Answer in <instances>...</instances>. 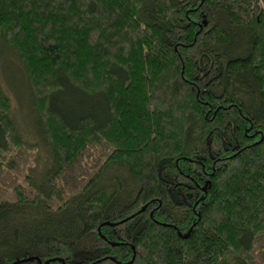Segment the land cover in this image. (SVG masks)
Listing matches in <instances>:
<instances>
[{
  "label": "trees",
  "instance_id": "16d2710c",
  "mask_svg": "<svg viewBox=\"0 0 264 264\" xmlns=\"http://www.w3.org/2000/svg\"><path fill=\"white\" fill-rule=\"evenodd\" d=\"M0 264H264V0H0Z\"/></svg>",
  "mask_w": 264,
  "mask_h": 264
},
{
  "label": "rangeland",
  "instance_id": "374dc122",
  "mask_svg": "<svg viewBox=\"0 0 264 264\" xmlns=\"http://www.w3.org/2000/svg\"><path fill=\"white\" fill-rule=\"evenodd\" d=\"M21 74H22V72H21ZM10 75H13V73L11 72ZM17 75L18 74H16L14 77L17 78ZM8 77H9V75H8ZM11 77L13 78V76H11ZM18 78H19V75H18ZM1 79H3L5 84L9 82V80L7 79L6 73L3 70H1ZM6 87H8V90L10 91V94L12 95V97L15 100V105H14L13 112H14V116H15L16 120L18 121L20 126L23 129H25V131H26V133H27L29 138H31L33 140H35V138L37 139L38 137L36 136V134H34V130L31 131V129H32L30 127V122L31 121L29 120V117H28V101H29V99L26 100V96L24 95L25 93L28 92L26 83H24L21 86V88H18L17 92L13 91L9 84H6ZM20 92L23 94L22 98H21ZM40 146H41V152L39 153V151L36 150V151H38L37 158L39 157L40 163H42L41 165H39V167L44 166V163L48 159V156H47V153H46V149L44 148L42 142H41ZM32 154H35V153L32 152ZM32 160H34V158H32Z\"/></svg>",
  "mask_w": 264,
  "mask_h": 264
}]
</instances>
